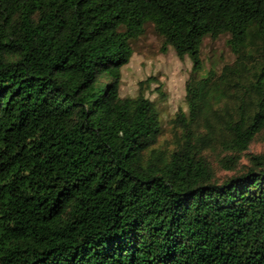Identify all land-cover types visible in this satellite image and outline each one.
I'll return each mask as SVG.
<instances>
[{"label":"trees","instance_id":"1","mask_svg":"<svg viewBox=\"0 0 264 264\" xmlns=\"http://www.w3.org/2000/svg\"><path fill=\"white\" fill-rule=\"evenodd\" d=\"M147 24L191 62L170 143L120 90ZM263 132L264 0H0V264H264Z\"/></svg>","mask_w":264,"mask_h":264},{"label":"rangeland","instance_id":"2","mask_svg":"<svg viewBox=\"0 0 264 264\" xmlns=\"http://www.w3.org/2000/svg\"><path fill=\"white\" fill-rule=\"evenodd\" d=\"M226 36L217 40L205 38L201 46L202 71L204 76L212 67L217 72L225 64H231L234 57L226 44ZM133 54L123 67L120 90L122 96H135L140 91L154 102L159 110L163 134L160 138L171 142L169 122L178 110L186 111L184 85L188 78L191 62L185 57L179 59L171 48L162 50V40L155 34L153 26L147 24L141 37L132 43ZM264 152V132L251 144L248 154ZM248 163V157L240 160L241 166ZM227 172L218 171V176Z\"/></svg>","mask_w":264,"mask_h":264}]
</instances>
